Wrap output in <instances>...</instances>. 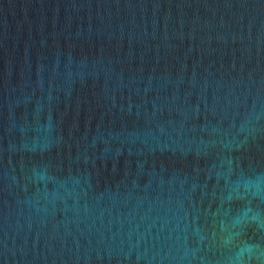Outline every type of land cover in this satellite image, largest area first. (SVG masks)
<instances>
[{"label": "water", "instance_id": "obj_1", "mask_svg": "<svg viewBox=\"0 0 264 264\" xmlns=\"http://www.w3.org/2000/svg\"><path fill=\"white\" fill-rule=\"evenodd\" d=\"M0 264H264V0H0Z\"/></svg>", "mask_w": 264, "mask_h": 264}]
</instances>
